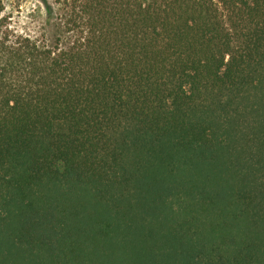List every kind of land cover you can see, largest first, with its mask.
<instances>
[{
    "label": "trees",
    "instance_id": "obj_1",
    "mask_svg": "<svg viewBox=\"0 0 264 264\" xmlns=\"http://www.w3.org/2000/svg\"><path fill=\"white\" fill-rule=\"evenodd\" d=\"M42 3L0 17V264H264V0Z\"/></svg>",
    "mask_w": 264,
    "mask_h": 264
},
{
    "label": "rangeland",
    "instance_id": "obj_2",
    "mask_svg": "<svg viewBox=\"0 0 264 264\" xmlns=\"http://www.w3.org/2000/svg\"><path fill=\"white\" fill-rule=\"evenodd\" d=\"M42 1L54 0H0V17L15 32L39 35L45 27Z\"/></svg>",
    "mask_w": 264,
    "mask_h": 264
}]
</instances>
